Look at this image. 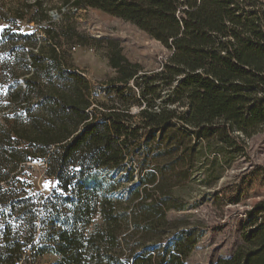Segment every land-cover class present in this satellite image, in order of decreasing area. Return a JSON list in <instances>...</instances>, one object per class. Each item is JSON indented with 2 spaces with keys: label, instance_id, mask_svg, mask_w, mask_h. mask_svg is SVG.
<instances>
[{
  "label": "trees",
  "instance_id": "1",
  "mask_svg": "<svg viewBox=\"0 0 264 264\" xmlns=\"http://www.w3.org/2000/svg\"><path fill=\"white\" fill-rule=\"evenodd\" d=\"M27 8L42 14L31 17L40 32L13 33L29 49L14 93L13 58L0 55V210L25 224L1 229L0 264L49 254L58 256L51 264H189L204 227L170 218L188 210L180 192L196 180L217 185L264 128V1L37 0ZM89 9L135 26L168 57L148 72L113 49L116 77L96 101L97 85L71 55L83 43L70 16ZM8 25L0 21V44ZM32 164L44 166L46 192L35 189ZM247 216L242 244L213 264H264V199Z\"/></svg>",
  "mask_w": 264,
  "mask_h": 264
},
{
  "label": "rangeland",
  "instance_id": "2",
  "mask_svg": "<svg viewBox=\"0 0 264 264\" xmlns=\"http://www.w3.org/2000/svg\"><path fill=\"white\" fill-rule=\"evenodd\" d=\"M35 1L37 0H0V21H8V27L14 29L5 33L0 44V55L11 54L13 58L14 72L9 75V87L15 85L12 93L18 85H23L24 54L29 50L25 42L20 41L13 33L17 29H21L22 33L40 32V25L32 22L31 17L34 15L36 19H40L42 14H28L27 8V5ZM46 1L58 3V0ZM50 14L52 16L59 13L51 10ZM60 18L59 15L54 20L59 21ZM69 21L82 35L76 41L83 43L71 51L73 64L97 85L93 93L96 101L105 95L106 87L100 85L116 77L115 70L109 66V56L113 49L120 50L130 62L140 64L148 72L160 68L169 55L160 43L135 26L100 11L80 10L72 14ZM1 107L0 103V110ZM137 111V108H133L134 113ZM29 172L35 182V189L46 192L49 183L41 181L44 166L32 164ZM127 188L128 186L120 184L118 194H124ZM180 193L187 197L188 210L182 213L172 212L169 214L170 218H188L192 223L204 227L203 237L190 257L189 264H213L219 259L231 257L242 244L241 229L248 221L247 211L264 199V128L248 140L247 156L237 158L233 168L217 185L207 188L196 180ZM11 221L9 214L0 210V234L3 227H25L23 220ZM57 259V255L49 254L36 261L31 259L30 262L51 264Z\"/></svg>",
  "mask_w": 264,
  "mask_h": 264
},
{
  "label": "water",
  "instance_id": "3",
  "mask_svg": "<svg viewBox=\"0 0 264 264\" xmlns=\"http://www.w3.org/2000/svg\"><path fill=\"white\" fill-rule=\"evenodd\" d=\"M53 18L54 19H57L58 18V15L57 14H52Z\"/></svg>",
  "mask_w": 264,
  "mask_h": 264
},
{
  "label": "snow or ice",
  "instance_id": "4",
  "mask_svg": "<svg viewBox=\"0 0 264 264\" xmlns=\"http://www.w3.org/2000/svg\"><path fill=\"white\" fill-rule=\"evenodd\" d=\"M0 31H2V29H0Z\"/></svg>",
  "mask_w": 264,
  "mask_h": 264
}]
</instances>
